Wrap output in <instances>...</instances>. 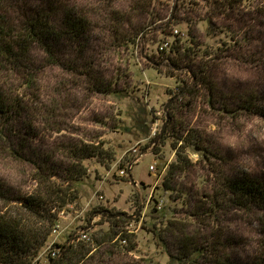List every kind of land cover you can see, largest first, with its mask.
Wrapping results in <instances>:
<instances>
[{
  "label": "rangeland",
  "instance_id": "374dc122",
  "mask_svg": "<svg viewBox=\"0 0 264 264\" xmlns=\"http://www.w3.org/2000/svg\"><path fill=\"white\" fill-rule=\"evenodd\" d=\"M12 1L0 0V19L4 15L14 23L16 11L32 0ZM61 3L74 4L91 14L94 36L86 45L81 64L92 63V75L110 91L91 88L88 75L73 72L66 64L49 63L38 46L32 49L33 81H27L30 75L22 69L6 70L5 64L0 66V81L27 103L21 122L30 133L29 150L38 152L40 148L65 166L70 163L68 154L75 145L100 142L103 148L115 152V159L108 167L95 157L84 160L87 175L76 186L80 197L75 205L64 209L57 236L51 235L32 264H49L47 256L54 251L53 247L47 248L49 243H66L69 234L81 231L104 241L100 249L112 245L108 242L110 231L119 232L115 242L120 245L129 246L134 240V249L113 255L114 263L120 264H178L170 253L182 254L181 246L188 238L195 242L190 244L192 250L204 252L198 264H211L217 250L240 264L264 259V213L231 203L224 207L225 191L219 185L223 173L264 176V117L246 110L232 116L218 109L222 102L212 108L202 87L196 98L184 96L172 102L180 81L193 84V78L187 68L173 69L168 59L160 57L161 50L166 51L165 55L171 53L172 44L195 46L200 56L210 55L206 60L215 59L210 63V74L216 84L226 91L231 88L241 94L258 95L264 103L262 1L245 0L234 9L224 6L223 0ZM106 10L108 16L117 11L131 20L116 26L106 19ZM235 40L239 44L236 47ZM166 41L167 47L163 45ZM67 56L65 62L70 59ZM169 70L175 75H168ZM236 104L231 106L235 108ZM170 118L174 131L170 127L162 139L157 134ZM157 120L162 127L152 136ZM7 127L19 134L20 127L11 123ZM193 130L209 137L216 147L215 154L224 157L226 165L213 159L218 171L212 172L202 153L191 146L188 152L192 165L171 181L168 171L176 159L173 146L181 144L175 143L176 136L186 137ZM10 140L16 144V138ZM137 143L143 156L128 176H121L119 171L133 158L130 149ZM151 164L155 165L154 171L150 170ZM33 175L29 163L17 160L0 146V178L11 191L32 190ZM169 180L174 190L165 188L164 181ZM215 194L222 205L210 216ZM100 208L104 212H94Z\"/></svg>",
  "mask_w": 264,
  "mask_h": 264
},
{
  "label": "trees",
  "instance_id": "16d2710c",
  "mask_svg": "<svg viewBox=\"0 0 264 264\" xmlns=\"http://www.w3.org/2000/svg\"><path fill=\"white\" fill-rule=\"evenodd\" d=\"M223 1L224 6L229 5L234 9L245 0ZM261 1V8L264 10V0ZM21 7L22 9L16 11L18 15L14 23L7 21V18L1 15L0 66L5 64L6 70L9 68L22 69L24 73L30 75V78L26 77L27 81H33L35 68L32 49L38 46L46 53L45 57L49 63L59 66L66 64L71 71L78 72L80 75H88L91 88L110 91L108 85L103 88L100 80L92 75L94 70L92 63L83 61L85 63L81 64V59L85 57L86 45L92 42L94 36V25L88 11L70 3L63 5L61 0H32L29 5ZM108 13L105 15L106 19L115 22L116 26L131 20L126 13L111 11V16H108ZM123 27L121 25V28ZM237 45L239 44L235 40L234 47ZM170 52L173 54L165 55L166 51L161 50V59H168V64L173 69L187 68L193 78V84H189L186 80L180 81L172 93V102L182 100L184 96L190 99L196 98L202 87L207 91L206 101L212 108H217V104L222 102L218 109L232 116L246 110L251 114L264 117V106L262 105L264 103L260 96L250 92L241 94L231 88L226 91L223 86H219L212 80L210 74L212 64L210 63L215 59L210 57L212 60H206L209 54L200 56L199 49L185 44H172ZM66 54L70 59L65 62ZM167 74L174 76L175 72L169 70ZM236 101L238 108L231 106ZM26 105L27 103L19 96V93L5 88L0 81V146L17 160L29 163L34 169L33 188L28 192L11 191L0 178V264H32L57 227L60 212L78 201L80 194L76 186L87 175L84 160L95 157L108 167L115 159V152L103 148L100 142H83L75 145L68 154L70 163L65 166L63 163L55 162L53 156L43 152L40 148L38 152L29 150L32 145L30 133L21 122L22 116L27 113ZM172 122L171 118L167 120L165 130L158 134L160 138L167 137V131ZM9 123L20 127L18 135L13 134L12 128L8 129L7 124ZM174 128V126L171 127L173 131ZM193 132V134H187L186 137L178 136L177 132V136L175 134V143L181 142V144L173 146L176 159L171 162L168 171V178L171 181L175 175L187 172L189 166L192 165L188 152L191 146L202 153L210 163L212 172L218 171L214 162L212 163L213 159L221 165L226 162L224 157L215 154L216 147L209 137L197 130ZM13 138H16V144L10 140ZM170 184V180L169 182L164 181L167 190H174V186ZM219 185L225 191V196L222 198L224 207L227 203H231L234 207L258 209L264 213V176L257 177L246 172L237 175L223 173ZM217 198L220 197L215 194L211 200L210 208L212 209L208 213L210 216L215 214L216 207L222 205ZM100 209L94 212L100 213L105 210ZM118 233L110 231L108 242L112 245L107 249H100L104 241L98 237L90 236L89 240L72 242V235H69L66 243L53 244L56 255L48 254L49 264H120L119 262L114 263L113 255H119L120 251H125V253L127 250L130 251L135 248V244L132 243L134 240H130L129 246L115 242L119 237ZM124 236L126 235L124 234L122 238ZM191 243L195 242L188 238L186 245L181 246L182 254L178 256L170 253L171 257L178 260V264L199 263L204 252H200L198 248L192 250ZM217 251L214 252L211 264H240L232 261L228 255L217 253ZM252 264H264V259L252 262Z\"/></svg>",
  "mask_w": 264,
  "mask_h": 264
},
{
  "label": "built area",
  "instance_id": "2783aa9c",
  "mask_svg": "<svg viewBox=\"0 0 264 264\" xmlns=\"http://www.w3.org/2000/svg\"><path fill=\"white\" fill-rule=\"evenodd\" d=\"M176 32H178V30H176ZM168 44H169V42L166 41L163 45H164L165 47H167ZM161 127H162V123H161L159 120H157V121L155 122L154 126H153L152 129H151V135H152V136H153V135L155 136V135L158 133V131H159V129H160ZM157 135H158V134H157ZM130 152H131V154L133 155V158L128 159V160L126 161L125 166L122 167V168L120 169L119 173H120L121 176H125V175L128 176V174L130 173V171H131L132 167L134 166V164H136V163L139 161V159L143 156V153L140 151L139 143L135 144V145L130 149ZM115 164H116V163H115ZM111 169H112V166H111V168H110L109 171H108L109 173H110V170H111ZM150 170H152V171L155 170V165H154V164H151V165H150ZM99 197L103 198V195H101V196H99ZM160 203H163V199H160ZM71 205H72V204H71ZM73 205H75V204H73ZM64 212H65V210H62V211L60 212V216H63ZM79 215H80V214H79ZM58 231H59V229H58V227H56V228L54 229L52 235H53V236H54V235L57 236L56 234L58 233ZM70 235H72V239H71L72 242H74V241H79V240H89V239L91 238L90 235H89L86 231H81L79 234H77V233H71ZM53 241H54V242H53ZM54 243H55V240H52V242L49 243V245H48L47 248L51 249V248L53 247V244H54ZM52 249H53V248H52ZM51 251H52V250H51ZM51 254H52L53 256L56 255L55 251H53Z\"/></svg>",
  "mask_w": 264,
  "mask_h": 264
},
{
  "label": "water",
  "instance_id": "95a60500",
  "mask_svg": "<svg viewBox=\"0 0 264 264\" xmlns=\"http://www.w3.org/2000/svg\"><path fill=\"white\" fill-rule=\"evenodd\" d=\"M165 128H166V123L163 125V127H162V131H164Z\"/></svg>",
  "mask_w": 264,
  "mask_h": 264
},
{
  "label": "crops",
  "instance_id": "0c3cea01",
  "mask_svg": "<svg viewBox=\"0 0 264 264\" xmlns=\"http://www.w3.org/2000/svg\"><path fill=\"white\" fill-rule=\"evenodd\" d=\"M69 235H70V234H69ZM69 235H68V236H69Z\"/></svg>",
  "mask_w": 264,
  "mask_h": 264
}]
</instances>
